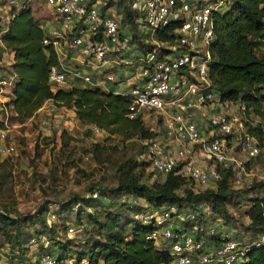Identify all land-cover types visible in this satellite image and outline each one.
Listing matches in <instances>:
<instances>
[{
  "label": "built area",
  "instance_id": "built-area-1",
  "mask_svg": "<svg viewBox=\"0 0 264 264\" xmlns=\"http://www.w3.org/2000/svg\"><path fill=\"white\" fill-rule=\"evenodd\" d=\"M231 1L130 0L132 21L123 22L114 5L102 7L103 0H45L57 23L43 39L58 58L48 74L52 87L97 86L126 95L128 117L155 123L145 124L150 135L139 138L140 156L159 180L172 173L200 194L216 191L226 176L231 193L225 211L207 196L157 205L144 200L146 209L135 217L149 226L146 237L155 247L169 253L161 264H241L264 240L248 227L246 212L256 198L264 202V172H254L258 163L264 166V81L261 112H256L240 97L224 98L209 72L213 14ZM68 51L82 55L81 65L70 63ZM89 129L96 136L106 133L95 124ZM7 134L6 126L0 127V138ZM84 227L82 221L68 231ZM39 238L41 250L32 262L0 259V264H67L42 248L43 237L31 236L27 243L37 245ZM78 260L91 264L86 255Z\"/></svg>",
  "mask_w": 264,
  "mask_h": 264
},
{
  "label": "trees",
  "instance_id": "trees-1",
  "mask_svg": "<svg viewBox=\"0 0 264 264\" xmlns=\"http://www.w3.org/2000/svg\"><path fill=\"white\" fill-rule=\"evenodd\" d=\"M109 5H114L121 12L123 22L132 21L130 0H107L104 7ZM10 13L11 17L0 38L4 48L13 52V61L7 69L15 75V80L6 104L10 105L17 120L24 121L33 116L49 99L56 105L72 110L84 125H98L108 134L118 133L124 139L150 135L149 128L139 117H128V97L124 94L97 86L73 85L54 89L48 74L50 68L58 63V58L53 45L43 42L45 37H50L48 31L42 21L35 18L34 9L29 4L12 7ZM213 23L215 40L212 44L213 59L209 65L213 84L224 98L240 97L256 112H261L263 94L259 84L264 81V0H232L225 10L213 14ZM7 162L6 157H0V164L5 165ZM146 164L147 161L127 157L117 165V183L109 189V194L116 198L115 203L111 204H115V207L113 210L107 209L103 215L98 210L92 212L87 208L95 206L93 202L97 198L105 197L107 191L104 188L97 187L96 196H77L60 203L56 213L74 210L75 223L82 222L81 213H84L87 223L93 228L92 231L85 226V231L91 234L90 240L83 249L75 252L78 259L86 255L91 264H161L169 260V253L155 247L146 237L149 226L135 215L130 216L131 213L138 214L146 209L137 201L138 198L157 205L163 201L207 196L212 199L215 208L226 210L224 199L231 193L226 176L216 191L193 194L185 181L172 173L152 183L144 181L142 166ZM125 193L130 194L128 198L131 200L121 201L120 197ZM74 205L76 208H73ZM47 209L48 206L43 205L35 212L42 227L32 233L21 223L26 218L34 224L31 217L12 215V208L0 202V234L5 241L18 248L24 239L42 233L45 229L54 238L45 215ZM124 210L129 213H124ZM246 212L250 215L248 227L254 236L264 234L263 200H253ZM21 235L24 237L20 239ZM50 244L48 250L59 261L68 256L71 239L67 242L55 240ZM241 264H264V240L249 249L246 261Z\"/></svg>",
  "mask_w": 264,
  "mask_h": 264
},
{
  "label": "rangeland",
  "instance_id": "rangeland-1",
  "mask_svg": "<svg viewBox=\"0 0 264 264\" xmlns=\"http://www.w3.org/2000/svg\"><path fill=\"white\" fill-rule=\"evenodd\" d=\"M103 1L107 3V0ZM22 4H29L35 9L34 11L45 9L44 12L51 15L52 10L50 7L46 8L48 6L45 0H0V36L11 17V8ZM34 16L40 20V16L37 14ZM2 49L5 48L0 38V68L5 69L7 64L1 58ZM7 85L11 87V84H6V89H8ZM53 88L55 89L54 86ZM6 103L4 102L0 109V122H2L0 127L6 126L8 129L7 136L4 139L0 138V157L8 159L5 165L0 164V202L7 203L12 208V215L20 218L31 217V220L35 221L34 224L26 218L21 223L32 233L36 228L42 227L34 215L35 212L43 205L48 206L45 215L48 226L52 227L54 238L48 229L32 236L43 237L47 249L55 240L67 242L71 239L68 256L64 261L71 264L77 260L78 264L80 260L75 252L86 246L90 240L86 235L91 234L85 231V227L70 234L68 227L73 226L76 221L74 210L59 214L55 212L56 209L61 202L77 196L88 197L91 191L100 187L104 188L107 194L103 192L105 197L97 198L93 202L95 206H90L87 210L92 212L98 210L102 215L107 209L113 210L115 204L113 206L111 204L115 203L116 198L109 194V189L117 183V165L127 157L142 161L141 141L135 136L124 139L118 133L106 132L102 136H96L90 131L89 126L81 123L74 115L59 108L56 110L59 105L55 103L50 106L53 109H48L49 105L46 104L44 110H38L33 116L19 121L14 117L10 105ZM68 121H73L69 129L66 127ZM145 124L153 126L155 123L148 121ZM9 144L14 146L13 151L6 150ZM142 169L144 181L152 183L161 179L150 165L146 164ZM254 172H264V166L258 163V168ZM128 197L130 194L125 193L120 199L131 200ZM137 201L144 203L143 198H138ZM75 206L73 208H76ZM242 210L237 209L240 213ZM123 212L129 213L127 210ZM134 215L136 214H130L131 217ZM81 217L85 226L93 231L91 224L87 223L86 215L81 213ZM23 235L19 238L24 237ZM30 237L24 239L18 248L17 245L5 241L4 236L0 234V259L10 263L16 257L19 260L32 262L34 255L40 252L39 245L42 243L39 238L37 245L28 244ZM82 237L86 238V241L83 242ZM92 237L93 239L95 237L93 233ZM72 257L75 259L70 260Z\"/></svg>",
  "mask_w": 264,
  "mask_h": 264
},
{
  "label": "crops",
  "instance_id": "crops-1",
  "mask_svg": "<svg viewBox=\"0 0 264 264\" xmlns=\"http://www.w3.org/2000/svg\"><path fill=\"white\" fill-rule=\"evenodd\" d=\"M47 6L48 7H46V8H49L50 7L49 5H47ZM50 9L52 10L51 11V15H47L44 12L45 9L44 10H38L39 12L37 10L34 11L35 14H37L38 16H40L39 18L42 21V23H43V25H44V27L46 28L47 31H51L54 28H56V26H57V23L55 21V15L53 13V9L51 7H50ZM1 52H2V57L1 58L6 62L7 66H8L13 61V52L10 49H7V48L2 49ZM67 55L69 57H71V59L69 60L70 63H72L73 65H81V63L83 61V57H82V55L78 51H68ZM3 78L4 79H8V82L5 83V84H0V102H1L0 103V109H2V105H4V102H7L9 100L10 93H11V87H9V85H7L8 89H6L5 85L6 84H11L12 85L13 82H14V80H15V75L14 74H11L9 72V70L7 69V67L5 69L4 68H0V80L3 79ZM46 104L49 105L48 106V109L49 108L53 109V107H50L53 104V101L50 100V101H46L38 110H44ZM58 108L61 109V110L67 111L68 114L74 115V112L72 110H70V109H67L66 107L63 108V106H59V107H56V110ZM72 122L73 121H68L66 123L67 124L66 127L68 129L70 128V124H72ZM13 252H15V251H13ZM15 258L16 257H14L13 261H11L10 263H14L15 261L19 260L17 258L15 259ZM4 262H6V261H4Z\"/></svg>",
  "mask_w": 264,
  "mask_h": 264
}]
</instances>
